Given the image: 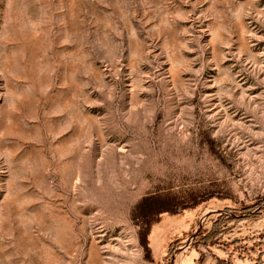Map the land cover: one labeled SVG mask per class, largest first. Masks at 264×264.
<instances>
[{
	"label": "rangeland",
	"instance_id": "rangeland-1",
	"mask_svg": "<svg viewBox=\"0 0 264 264\" xmlns=\"http://www.w3.org/2000/svg\"><path fill=\"white\" fill-rule=\"evenodd\" d=\"M263 199L264 0H0V264H261Z\"/></svg>",
	"mask_w": 264,
	"mask_h": 264
},
{
	"label": "trees",
	"instance_id": "trees-1",
	"mask_svg": "<svg viewBox=\"0 0 264 264\" xmlns=\"http://www.w3.org/2000/svg\"><path fill=\"white\" fill-rule=\"evenodd\" d=\"M263 201H264V199H263ZM218 224H219L218 222H215V223H214V226L217 227ZM211 236H214V234H213V233L207 234L206 236L203 237V240H204V241H209V239H210ZM261 262H262V261H258V263H261Z\"/></svg>",
	"mask_w": 264,
	"mask_h": 264
},
{
	"label": "crops",
	"instance_id": "crops-1",
	"mask_svg": "<svg viewBox=\"0 0 264 264\" xmlns=\"http://www.w3.org/2000/svg\"><path fill=\"white\" fill-rule=\"evenodd\" d=\"M262 261H263V262H262L261 264H264V255L262 256ZM251 263L254 264L255 261H252Z\"/></svg>",
	"mask_w": 264,
	"mask_h": 264
}]
</instances>
